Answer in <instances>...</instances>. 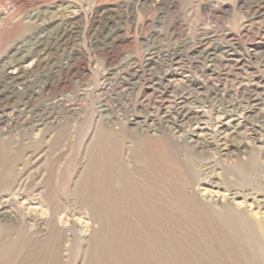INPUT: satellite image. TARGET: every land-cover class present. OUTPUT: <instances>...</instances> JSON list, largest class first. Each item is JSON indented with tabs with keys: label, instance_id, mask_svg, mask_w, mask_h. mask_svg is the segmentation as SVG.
Segmentation results:
<instances>
[{
	"label": "rangeland",
	"instance_id": "obj_1",
	"mask_svg": "<svg viewBox=\"0 0 264 264\" xmlns=\"http://www.w3.org/2000/svg\"><path fill=\"white\" fill-rule=\"evenodd\" d=\"M5 68L0 264H264V0H0Z\"/></svg>",
	"mask_w": 264,
	"mask_h": 264
},
{
	"label": "bare ground",
	"instance_id": "obj_2",
	"mask_svg": "<svg viewBox=\"0 0 264 264\" xmlns=\"http://www.w3.org/2000/svg\"><path fill=\"white\" fill-rule=\"evenodd\" d=\"M73 24V23H72ZM70 27V26H69ZM46 33V32H45ZM51 33V32H50ZM70 33V32H69ZM43 34H40V35H37V36H35V40L33 41V43H32V45L34 46L35 45V47H31L30 46V48H37L38 46H40L41 44H42V42H43ZM237 49V48H236ZM230 51V50H229ZM228 51V52H229ZM233 51V50H232ZM181 52V51H180ZM232 53V52H231ZM207 57H209L211 60L212 59H216L218 56H219V54L217 53V51H215V50H208V52H207ZM229 55H231V54H229ZM171 59L172 60H174V56H173V54L171 55ZM180 57V56H179ZM221 57V56H220ZM231 57V56H230ZM228 59V58H227ZM164 60V59H163ZM178 64V63H177ZM176 65V64H175ZM13 73V71H8V70H6V68H5V71H3L2 72V75H3V77L5 78V79H9V82L8 83H6L5 85H4V88L3 89H0V101L3 99V97L1 96V95H3V94H5V93H12L13 95H15V94H22V93H25V92H27L26 90H27V88L29 87V88H31V89H34V91L36 92V90H37V88H41V85L39 84L40 82H41V79H38V78H35V79H37L38 80V83H35L33 80H30V81H27V82H25V83H23L22 84V87L21 88H17L16 86H17V84H19V83H17V81L15 80L16 79V76L15 75H11ZM38 84V86L37 87H35L36 85ZM163 85H164V83H163ZM129 86V85H128ZM34 87V88H33ZM164 88H166V87H164ZM166 90L167 89H165L164 90V93H166ZM181 92V91H180ZM250 93V92H249ZM172 94V96H174V95H178L179 94V91H174L173 93H171ZM174 94V95H173ZM191 95V96H190ZM190 95H187V97H186V100H188L189 98H193V100L196 102V103H199L200 104V106H203V104L204 105H207L206 103H211L210 101H209V99H208V97L205 95V96H203V95H201L200 93H197V95L195 94V95H193V94H191L190 93ZM4 96V95H3ZM194 96V97H193ZM264 96V95H263ZM219 96H218V94H216L215 96L213 95L212 96V98H214L215 99V102L214 103H211V104H208V105H210L211 106V109H209V115L211 116L212 114H217V112H222V113H230V112H238L239 110H241V111H243V112H245V114L246 113H248L249 111V109L253 106V104H251L252 102H251V99H253V98H255L256 97V94H250V95H248V97L246 96V98L244 99L245 100V104H243L242 102L241 103H239V105L237 106V105H234L232 102H223V101H221V99H219L218 98ZM223 97V96H222ZM12 98H14V97H12ZM12 98L10 97V96H7L5 99L8 101V102H10L11 100H12ZM186 100H183V97L181 98V100H179L178 101V103H177V106L175 107V111H174V115L173 116H175V121L180 125L181 124V122H183V121H185V120H187L188 118H192L191 120H190V123H192V124H194V121L195 120H197L196 121V123L195 124H200V126L202 125L203 126V124H204V121L203 122H201L200 120H201V118H202V116L201 115H196V116H193V114H194V112L193 111H195V109H199L196 105H195V103L193 102V101H190V103H192V104H188V102H186ZM199 100V101H198ZM255 100H258V99H255ZM264 100V99H263ZM20 101V100H19ZM215 103H218V105L217 104H215ZM26 104V103H25ZM240 106H241V109H239L240 108ZM259 106V105H258ZM262 107V106H261ZM258 109V108H257ZM170 110V109H169ZM192 111V112H191ZM207 113V112H206ZM171 114H172V112H171ZM239 114V113H238ZM249 114V113H248ZM247 114V115H248ZM236 115V114H235ZM258 116V115H257ZM204 117V116H203ZM173 118V117H172ZM202 120H205V119H203L202 118ZM206 122V121H205ZM224 122V121H223ZM219 123V122H218ZM201 126V127H202ZM223 126V125H222ZM198 127V126H197ZM194 129V128H193ZM187 135V134H186ZM189 136V135H188ZM185 138V137H184ZM221 138V137H220ZM224 139V138H223ZM247 197V196H246ZM252 198V197H251ZM254 202V201H253ZM3 209V208H2ZM227 209V208H226Z\"/></svg>",
	"mask_w": 264,
	"mask_h": 264
}]
</instances>
